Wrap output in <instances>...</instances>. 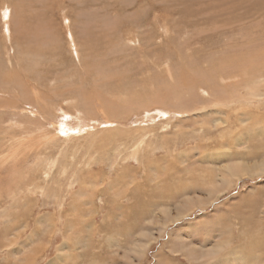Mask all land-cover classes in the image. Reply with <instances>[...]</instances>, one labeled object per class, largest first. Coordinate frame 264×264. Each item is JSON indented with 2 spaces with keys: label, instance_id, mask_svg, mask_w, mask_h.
<instances>
[{
  "label": "rangeland",
  "instance_id": "rangeland-1",
  "mask_svg": "<svg viewBox=\"0 0 264 264\" xmlns=\"http://www.w3.org/2000/svg\"><path fill=\"white\" fill-rule=\"evenodd\" d=\"M0 264H264V0H0Z\"/></svg>",
  "mask_w": 264,
  "mask_h": 264
},
{
  "label": "crops",
  "instance_id": "crops-1",
  "mask_svg": "<svg viewBox=\"0 0 264 264\" xmlns=\"http://www.w3.org/2000/svg\"><path fill=\"white\" fill-rule=\"evenodd\" d=\"M232 253H233V249L232 248H229L228 251L225 253V256L230 257V256H232L231 255ZM223 260H224V258H223Z\"/></svg>",
  "mask_w": 264,
  "mask_h": 264
},
{
  "label": "bare ground",
  "instance_id": "bare-ground-1",
  "mask_svg": "<svg viewBox=\"0 0 264 264\" xmlns=\"http://www.w3.org/2000/svg\"><path fill=\"white\" fill-rule=\"evenodd\" d=\"M8 11V10H7ZM5 15V14H4ZM7 29V28H6ZM71 37V36H70ZM75 52V51H74ZM76 54H77V52H76ZM216 90V89H215ZM161 113V112H160ZM76 125H78V124H76ZM75 125V126H76ZM41 127V126H40ZM81 127V126H80ZM82 128V127H81ZM65 129V128H64ZM86 129V128H85ZM70 131V130H69ZM68 133H70V132H68ZM75 133V132H74ZM20 142V141H19ZM22 143V142H21ZM168 144V143H167ZM19 146V145H18ZM17 148V147H16ZM32 232V231H31Z\"/></svg>",
  "mask_w": 264,
  "mask_h": 264
}]
</instances>
